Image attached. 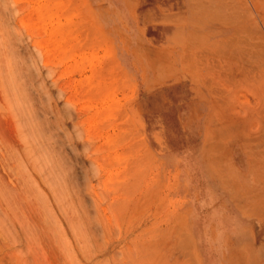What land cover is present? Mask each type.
Segmentation results:
<instances>
[{
    "label": "rangeland",
    "instance_id": "1",
    "mask_svg": "<svg viewBox=\"0 0 264 264\" xmlns=\"http://www.w3.org/2000/svg\"><path fill=\"white\" fill-rule=\"evenodd\" d=\"M105 5L0 0V264H204L214 199L264 224V0H145L147 44Z\"/></svg>",
    "mask_w": 264,
    "mask_h": 264
},
{
    "label": "crops",
    "instance_id": "2",
    "mask_svg": "<svg viewBox=\"0 0 264 264\" xmlns=\"http://www.w3.org/2000/svg\"><path fill=\"white\" fill-rule=\"evenodd\" d=\"M105 1V19H108V14L113 20L109 27L124 30L119 38L125 36L128 40L124 43L147 44L144 29L151 27L161 18L156 6L139 13L140 6L145 0ZM166 18L175 25H177L175 20L180 19L174 12L169 13ZM240 205L232 202L229 206L215 199L211 203H205L203 215L198 217L200 224L205 222L206 238L203 240L200 235L192 233L189 227L190 234L196 240L194 247L199 248L204 264H264L263 220L252 218ZM215 208L219 209L220 216L209 221V213ZM191 220L195 221L193 215L189 216V222ZM206 257H210L211 260H207Z\"/></svg>",
    "mask_w": 264,
    "mask_h": 264
}]
</instances>
